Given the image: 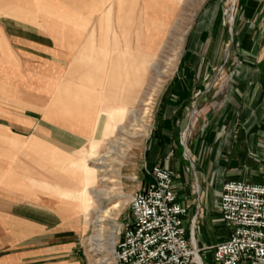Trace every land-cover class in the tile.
<instances>
[{"label": "crops", "instance_id": "obj_1", "mask_svg": "<svg viewBox=\"0 0 264 264\" xmlns=\"http://www.w3.org/2000/svg\"><path fill=\"white\" fill-rule=\"evenodd\" d=\"M225 1L204 0L195 14L155 96L141 157L122 177L131 193L151 181L152 166L170 173L202 263L200 252L229 234L218 214L222 183L264 184V0H231L223 11ZM134 2L0 0V145L15 149L0 148V170L19 173L17 165L31 156L28 141L46 158L49 150L72 153L89 139L92 150L115 132L139 87L132 75L123 78V60L152 51L169 22L157 28L160 10L145 0L139 18ZM89 76L99 81L91 91L100 103L114 91L106 80L120 81L112 122L99 111L81 133L44 116L45 85L54 81L59 91ZM33 193L0 185V264H87L82 227L59 213L47 192Z\"/></svg>", "mask_w": 264, "mask_h": 264}, {"label": "rangeland", "instance_id": "obj_2", "mask_svg": "<svg viewBox=\"0 0 264 264\" xmlns=\"http://www.w3.org/2000/svg\"><path fill=\"white\" fill-rule=\"evenodd\" d=\"M115 1L113 0V2ZM203 1L145 0L147 8L150 5L152 11L160 10L158 20L154 24L157 28L166 24L167 21L169 22L162 41L156 42L157 49L155 52L149 57L146 55L149 60L143 57L147 52L142 51H139L135 58L128 55L127 60H123L121 74L123 72L124 79H128L129 75L134 77L132 71L135 67H145V69L143 70L136 98L129 105L128 110L124 112L118 128L105 141L89 151L87 150L90 149L91 139L88 140L87 144L72 153L49 150V153L45 156L46 158H42L38 153L33 152L37 148L34 144L35 140L28 141L25 149L31 153V156L28 158L27 163L21 162L17 165L16 168L19 173L13 170H0V185H3L6 189L19 190L26 197L32 196L34 194L33 190L36 189L45 191L55 200L59 213L74 218L75 222L82 227L83 235L79 250L84 252L87 264H114L111 257L112 247L129 218L128 198L131 190L129 186H125L123 175L130 173L141 157L152 103L166 76L173 71L185 33L195 14L202 7ZM230 4L231 0H226L222 5L223 11L227 10ZM143 7L144 0H135L133 10L139 15V18H142ZM143 58L146 60L144 63H142ZM123 78L121 83H125ZM134 80L136 84L135 77ZM116 82L120 83L116 80H106L105 82L106 85L110 84L114 90L107 97L108 103H100L103 98H99L98 93L91 91V87L98 85L99 81L90 78V76L84 77L76 83H67L59 91H54L57 85L56 82H50L44 87V92L49 94L46 106L48 109L44 111V116L81 133L87 132L90 122L97 116L99 111L106 114V123L112 122V114L119 104L116 93L122 92L120 88L115 87ZM11 137L14 140L18 139V136L14 134H11ZM14 140L11 142L15 143ZM18 143L19 141L16 142L15 146L23 148V145ZM110 145L113 149H109ZM3 147L7 148L6 151L8 152L15 151L11 145H0V148ZM104 154H106L108 166L106 167L107 171L103 173L108 179L101 182L99 179L100 173L94 167V160ZM82 161H86V167L91 171V174H89L91 187L98 190L106 189L103 194L97 195L89 191V195L92 197L89 206L84 204V197L79 194L78 185L75 188L76 183L84 176L85 171H77L79 162ZM126 181L129 185L136 184L135 180L132 181L129 178ZM77 204L82 209L79 213L76 209H72ZM114 205L116 206L113 207ZM98 210L106 211V213L102 216L100 226H95L93 221ZM98 228L101 230L99 247L93 244L92 239L98 232ZM225 230H221L219 233H225ZM95 247L98 248L94 250ZM200 255L204 264H213L210 249L204 252L201 251Z\"/></svg>", "mask_w": 264, "mask_h": 264}, {"label": "built area", "instance_id": "obj_3", "mask_svg": "<svg viewBox=\"0 0 264 264\" xmlns=\"http://www.w3.org/2000/svg\"><path fill=\"white\" fill-rule=\"evenodd\" d=\"M151 181L128 198V222L114 241V264H197L199 249L182 224L185 208L177 201L170 173L152 166ZM218 214L228 236L214 244V264H264V184L227 180Z\"/></svg>", "mask_w": 264, "mask_h": 264}, {"label": "bare ground", "instance_id": "obj_4", "mask_svg": "<svg viewBox=\"0 0 264 264\" xmlns=\"http://www.w3.org/2000/svg\"><path fill=\"white\" fill-rule=\"evenodd\" d=\"M156 49H157V45H156V42H155V47L153 48V50L152 51H149V52L147 51V53H145L143 55V57L146 58V55H148V57H149L150 55H152L155 52ZM145 58H143V62L142 63L146 62ZM146 59H148V58H146ZM138 64L139 65H142L140 63H138ZM153 65L155 66V64H153ZM144 69H145V67H141V68L140 67H135V68H133V71L132 72H134L133 75H134V77L137 80V82H136V85L137 86H139V84H140L141 77L143 75V70ZM110 142H112V141H110ZM109 149H113L112 146L109 147ZM94 161H95L94 167L100 173V175H99L100 176V178H99L100 181L101 182H105L108 179L107 177H105V175H104L105 173H103V172H106L107 171L106 167L108 166V163L106 162V154H104L102 157H99L98 159H95ZM79 170H83L85 172L83 174L84 176H82L81 179H79V182L76 183L75 188H77V185H78V191L80 192L79 194L84 197V204L89 206L90 205V202L92 201V197H91V195H89V191H91L92 194L97 195V194H103L106 191V189H104V190H100L99 189L98 190L96 188L91 187L90 176H89V174H91V171L88 169V167H86V161L79 162L77 171H79ZM68 206L70 207L71 205H68ZM115 206L116 205H114L113 207H115ZM72 209H76L78 213L80 211H82V209L80 207H78V204H77V206L73 207ZM105 213H106V211H101V210H98L97 211V213L95 215V219L93 221L95 226H100V222L102 221V216ZM100 237H101V230H100V228H98V232L92 238L93 239V244L94 245H97L98 247H99ZM98 247H95L94 250H96ZM196 257L197 256L194 257V260L197 262V264H203L202 261L198 257L196 259Z\"/></svg>", "mask_w": 264, "mask_h": 264}]
</instances>
